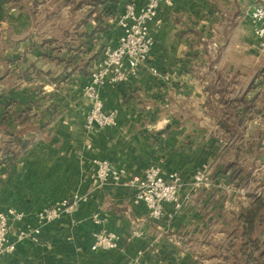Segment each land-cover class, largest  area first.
<instances>
[{
  "label": "crops",
  "instance_id": "1",
  "mask_svg": "<svg viewBox=\"0 0 264 264\" xmlns=\"http://www.w3.org/2000/svg\"><path fill=\"white\" fill-rule=\"evenodd\" d=\"M128 1L146 0H0V209L25 213L0 264H264V51L250 21L264 0L162 6L139 75L101 90L118 125L87 131L83 88L102 44H117ZM95 159L126 176L177 172L182 208L165 203L152 219L132 188L94 179ZM201 168L209 188L192 185ZM76 192L89 199L44 224L40 242L18 238ZM102 229L122 236L119 248L91 249Z\"/></svg>",
  "mask_w": 264,
  "mask_h": 264
},
{
  "label": "built area",
  "instance_id": "2",
  "mask_svg": "<svg viewBox=\"0 0 264 264\" xmlns=\"http://www.w3.org/2000/svg\"><path fill=\"white\" fill-rule=\"evenodd\" d=\"M175 0H146L137 5L134 1L124 4L117 17V25L121 29L115 46L107 45L102 49L100 59L95 62L88 82L84 85L83 94L89 100L90 108L86 115L85 129L109 128L118 125L117 110L107 111L101 90L106 86H115L128 82L139 75L150 55L154 44L151 24L159 27L162 23L159 10L162 6H172ZM253 31L259 40V47L264 51V4H258L250 12ZM157 74L155 68H150ZM94 179L100 182L123 183L133 191V202L143 204L152 219L156 220L164 214V204L170 203L175 210L182 208L184 200L180 196L181 176L171 172L164 176L159 165L149 166L143 174L126 176L125 170L115 167L107 159H95ZM211 177L206 169H198L194 174V188H209ZM89 199L87 194L74 193L69 197L55 201L37 212V226H27L18 232V238H29L40 242L42 226L57 220L63 214H72L81 202ZM25 213L14 207L0 209V259L3 255L14 252L16 241L11 237L10 229L13 221L21 222ZM142 232L135 230L132 236L139 237ZM91 249L112 250L120 247L122 236L107 229L94 231Z\"/></svg>",
  "mask_w": 264,
  "mask_h": 264
},
{
  "label": "rangeland",
  "instance_id": "3",
  "mask_svg": "<svg viewBox=\"0 0 264 264\" xmlns=\"http://www.w3.org/2000/svg\"><path fill=\"white\" fill-rule=\"evenodd\" d=\"M104 46H107L106 44L105 45H103L102 44V49H103V47ZM263 65H264V63H263ZM83 96H84V94H83ZM85 97V96H84ZM86 98V97H85ZM11 142V141H10ZM5 148H7V145H5ZM253 240H252V238H246V241H245V246H246V250H248L249 248H250V250H251V247H252V245H253ZM229 243H231V242H229ZM262 246H263V252H262V257L264 258V239H263V241H262ZM250 250H249V252L248 253H246V257H245V260H250L251 259V256H250ZM213 256L214 257H216V258H220V254H219V252L218 251H213Z\"/></svg>",
  "mask_w": 264,
  "mask_h": 264
},
{
  "label": "trees",
  "instance_id": "4",
  "mask_svg": "<svg viewBox=\"0 0 264 264\" xmlns=\"http://www.w3.org/2000/svg\"><path fill=\"white\" fill-rule=\"evenodd\" d=\"M21 146H25V143L21 144ZM262 207L263 205L261 203H257L253 208L246 210V221L251 223L253 221V218H255V216L257 215V212H259ZM249 238H252V236L250 235Z\"/></svg>",
  "mask_w": 264,
  "mask_h": 264
}]
</instances>
